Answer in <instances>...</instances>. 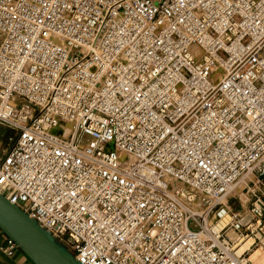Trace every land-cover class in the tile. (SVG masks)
<instances>
[{"label": "built area", "instance_id": "2783aa9c", "mask_svg": "<svg viewBox=\"0 0 264 264\" xmlns=\"http://www.w3.org/2000/svg\"><path fill=\"white\" fill-rule=\"evenodd\" d=\"M0 121V192L81 263L259 264L264 0H0Z\"/></svg>", "mask_w": 264, "mask_h": 264}, {"label": "water", "instance_id": "95a60500", "mask_svg": "<svg viewBox=\"0 0 264 264\" xmlns=\"http://www.w3.org/2000/svg\"><path fill=\"white\" fill-rule=\"evenodd\" d=\"M0 228L35 264H83L51 232L1 192Z\"/></svg>", "mask_w": 264, "mask_h": 264}, {"label": "crops", "instance_id": "0c3cea01", "mask_svg": "<svg viewBox=\"0 0 264 264\" xmlns=\"http://www.w3.org/2000/svg\"><path fill=\"white\" fill-rule=\"evenodd\" d=\"M3 230L0 228V246L4 241ZM0 264H35L20 248L13 255L4 253L0 248Z\"/></svg>", "mask_w": 264, "mask_h": 264}, {"label": "rangeland", "instance_id": "374dc122", "mask_svg": "<svg viewBox=\"0 0 264 264\" xmlns=\"http://www.w3.org/2000/svg\"><path fill=\"white\" fill-rule=\"evenodd\" d=\"M12 129L13 128H11L7 124L0 121V146H1L0 149L1 150H3V148L10 146L13 143V139L15 138V135H14V130ZM57 240L60 243H62L65 247H67V249H69L70 252H72V249L70 248V246L60 241L59 239Z\"/></svg>", "mask_w": 264, "mask_h": 264}, {"label": "bare ground", "instance_id": "6f19581e", "mask_svg": "<svg viewBox=\"0 0 264 264\" xmlns=\"http://www.w3.org/2000/svg\"><path fill=\"white\" fill-rule=\"evenodd\" d=\"M252 257L259 264H264V252L256 251Z\"/></svg>", "mask_w": 264, "mask_h": 264}]
</instances>
